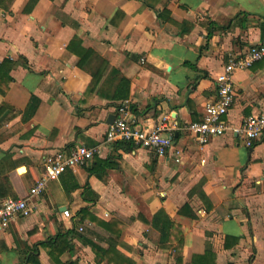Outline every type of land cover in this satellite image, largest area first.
I'll list each match as a JSON object with an SVG mask.
<instances>
[{
  "label": "crops",
  "instance_id": "0c3cea01",
  "mask_svg": "<svg viewBox=\"0 0 264 264\" xmlns=\"http://www.w3.org/2000/svg\"><path fill=\"white\" fill-rule=\"evenodd\" d=\"M1 3L0 62L16 64L0 75V200L26 197L47 153L76 145L99 153L50 181L31 198L29 216L0 230V264L4 254L9 264L31 255L57 264L48 245L62 238L71 247L59 260L96 264L77 232L103 248L115 241L135 264H176L177 253L191 264L206 251L215 264H264V133L246 146L228 130L200 149L182 128L203 117L224 64L264 38V0ZM87 50L102 62L79 65ZM233 79L236 95L225 116L231 127L264 115V57ZM124 91L122 101L111 97ZM124 101L140 127L164 116L177 124L164 156L105 140ZM83 207L95 220L84 218ZM158 213L172 221L167 248L158 246ZM112 218L123 226L117 240L97 222Z\"/></svg>",
  "mask_w": 264,
  "mask_h": 264
},
{
  "label": "built area",
  "instance_id": "2783aa9c",
  "mask_svg": "<svg viewBox=\"0 0 264 264\" xmlns=\"http://www.w3.org/2000/svg\"><path fill=\"white\" fill-rule=\"evenodd\" d=\"M263 57L264 38L251 44L244 54L229 59L223 69L214 75L216 97L205 103L203 117L200 120L182 125V128L195 138L200 149L210 138L223 135L228 130L239 135L246 146H250L264 133V115L248 116L235 127H231L225 120L236 95L234 71L248 69L255 61ZM140 61L143 63L144 59ZM177 128V124L169 122L167 116H164L153 127L138 126L128 111L127 101H124L118 107L117 117L106 131L105 140L125 142L133 148L148 149L156 156L162 157L172 145L173 131ZM98 153V147L85 145H76L65 150L47 153L43 159V174L28 189L27 196L24 198L9 196L0 200V230L6 229L17 217L29 216L33 212L31 198L41 195L50 181L56 180L67 169L86 163ZM62 214L66 218L70 216L68 209H64ZM81 230L82 228L79 227V231Z\"/></svg>",
  "mask_w": 264,
  "mask_h": 264
},
{
  "label": "trees",
  "instance_id": "16d2710c",
  "mask_svg": "<svg viewBox=\"0 0 264 264\" xmlns=\"http://www.w3.org/2000/svg\"><path fill=\"white\" fill-rule=\"evenodd\" d=\"M2 1L3 0H0V8H6V4L1 3ZM78 40H79L78 38L74 37V39L71 40V43L78 41ZM90 61H94L95 65H99L102 62V57L93 50H87L85 52V54L81 55L79 65H88ZM15 64H16V62L12 61L10 58L2 59V61L0 62V75L3 76L2 71L6 67V65H15ZM4 78L6 79V81L10 80V76L8 75V73L4 75ZM120 82L122 83V85H123V83H124V85L125 84L127 85V83H128L122 77L120 78ZM0 86H1L0 88L2 90H5V86L4 87L2 85H0ZM126 96H127V92L124 91V92L119 93V94L118 93L113 94L111 97L114 99H120L122 101L126 98ZM119 143H121L122 145H124L128 149L132 147L131 145H129L128 143H125V142H119ZM80 213L84 216V218H88L91 221L95 220L94 215L92 213H90L86 207L81 208ZM97 222L100 223L103 227L108 228L107 230H110V232L115 233L116 237L114 239H116V240L123 230L122 222H120L119 220H117L115 218L109 219L107 221L97 220ZM158 224L161 227V228H159L160 239L158 242V246L160 248H167V245L165 243L167 241L168 242L170 241V237H171L170 228L172 226V221L165 214L162 217L161 214L158 213L154 216L153 225L157 226ZM109 228H112V229H109ZM69 232L72 234V237H73V231H69ZM74 236H76L78 238V240H80V241H82V242H84L90 246L92 252L94 253V258H95L96 264H135V262L132 259H130L128 256H126L125 254H123L121 251H119L116 248L115 243H113L115 241H112L108 245L107 248H103L99 244L93 242L91 239L86 237V235L84 233L77 232V233H74ZM48 246H50V250L48 252H49L50 256L53 259H55V262L57 264H72L71 262L65 263V262H62L61 260L58 259L59 255H62L65 251L70 250L71 244H70V241L68 239L62 238L59 241H49ZM177 249L178 248L174 246V250L177 251ZM209 254H210V252L206 251V253L201 255V256L193 255L192 260H191V264H215L210 260ZM175 259H176V264H181V256L179 253L175 254ZM25 264H39V262L36 260V256L34 257L33 255H31L27 259V262Z\"/></svg>",
  "mask_w": 264,
  "mask_h": 264
},
{
  "label": "rangeland",
  "instance_id": "374dc122",
  "mask_svg": "<svg viewBox=\"0 0 264 264\" xmlns=\"http://www.w3.org/2000/svg\"><path fill=\"white\" fill-rule=\"evenodd\" d=\"M3 264H9V260H6V254L3 255Z\"/></svg>",
  "mask_w": 264,
  "mask_h": 264
},
{
  "label": "water",
  "instance_id": "95a60500",
  "mask_svg": "<svg viewBox=\"0 0 264 264\" xmlns=\"http://www.w3.org/2000/svg\"><path fill=\"white\" fill-rule=\"evenodd\" d=\"M110 116H111V118H113V119L115 118V115H110Z\"/></svg>",
  "mask_w": 264,
  "mask_h": 264
}]
</instances>
